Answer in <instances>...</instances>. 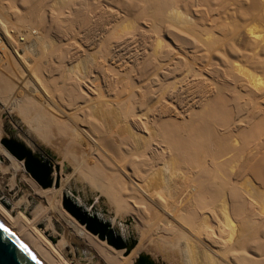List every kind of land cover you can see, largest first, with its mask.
Returning <instances> with one entry per match:
<instances>
[{"label": "bare ground", "instance_id": "1", "mask_svg": "<svg viewBox=\"0 0 264 264\" xmlns=\"http://www.w3.org/2000/svg\"><path fill=\"white\" fill-rule=\"evenodd\" d=\"M172 3L170 0H146L145 11H153L156 18L180 29L178 32L182 31L181 33L185 34L183 32L185 31L187 36L201 35L202 33L197 32L195 24L181 15V12L180 14L176 12V6L172 7ZM98 6V0H0V97L3 96L0 98V188L32 219L68 264H132L133 259L140 254L138 249L129 254L130 249L125 245L123 249L118 250L119 252H112L106 241H101L102 243L95 241L94 237L97 236L92 235L79 220L65 210L63 205L65 200H62L63 190L70 182V177L65 176L68 166L64 165V161L73 165L79 160L81 163H75L74 170L80 173L86 184L98 189L101 195L107 196L109 203L111 206L113 204L117 212L125 211L126 204L120 200L122 193L119 190L122 178L118 179L115 169L118 165L114 163L117 166L110 169L116 175L112 180L111 173H108V176L107 171L105 173L99 167H91L85 153L80 154V158L77 157L81 151L78 150L82 149L81 138L88 141V147L103 144L102 147L109 145L112 149L115 148L114 150L117 148V151L122 148L124 151L121 150L120 153L128 155L126 158L131 159L128 166L134 167L130 168L133 177L137 174L141 179L151 181L155 177L159 180L157 182L154 180L155 185L157 183L159 186V192L163 191L164 194V191L167 193L168 190L174 193L176 212L173 213L176 217L172 210L170 215L176 218L175 223L171 225L169 219L164 217L165 219L161 220L160 216L162 223L163 220H167L170 225L164 222L163 225L158 223L157 227L151 226L155 228L152 234L150 232L151 237L150 234L147 235L148 238H152L151 241L159 238L162 242H158L165 246V250L176 256L181 252L180 250L178 252V248L180 249L178 246L182 239L195 238L196 243L197 241L201 243L200 248L204 246L212 253L215 260L210 263L264 264V191L255 192L257 188L248 182L246 171V166L255 156L261 154L264 159V117L256 124L254 123L258 121V116L257 119H253L259 109L258 106L264 105V49L248 52L239 62L226 61L229 65L225 67L227 75L224 76V80L231 83L233 89L237 91L234 90L231 95L225 94L216 102L211 101L208 105L210 109L207 111L194 113L189 110L196 104V93L201 88L197 89L198 84L192 86L194 83L186 82L179 86L176 93L179 95L177 102L183 99L182 102L188 109L176 112L175 118L171 116L164 118L165 116L157 114L155 116L148 107L146 108L144 97L147 92L146 86L135 89L134 84L128 82L127 101H122L121 97L112 98V95L108 94L107 89L111 87L112 76L109 75L107 67L118 69L115 64L121 56L114 52L117 47L113 42L112 53L108 49L106 51L84 49L83 54L80 49H70L72 46L76 47L78 41L64 31L68 26L66 27L67 23L61 18L72 16L75 9L80 10L82 16L89 15L87 19L90 18L92 21L90 23H93L90 26L94 27ZM246 36L255 45L263 42L259 35L251 33ZM160 37L161 35L156 40L155 49H162L163 41L158 40ZM203 37L191 39H196L192 42L198 41L204 51L212 50L218 38ZM154 54L156 57V51ZM79 65H82L80 66L83 68L82 71L76 69ZM10 69H14L17 82L10 75L8 71ZM43 73L48 80H45ZM193 76L196 75L187 70L184 78ZM115 79L117 78H114V81ZM217 82L222 83L215 79V83ZM20 83L25 88L18 87ZM157 96L160 99L158 100L160 106L159 103L166 97V93H158ZM8 97H16L20 102L19 106L12 108ZM226 98L232 103L222 110L220 107L228 103ZM99 100L103 102L106 110L112 111L113 107L118 113L108 130L94 124L92 127H85L84 121L78 120L80 112H88L90 103L100 102ZM15 110L23 115L34 112L35 120L37 119L40 125V130L36 128L40 131H38L41 134L40 138L45 140L44 143L47 142L51 147L60 150L62 155L65 154L62 159L58 153L57 161L50 166L51 175L48 179L50 189L47 187V190H42L41 185L39 188L34 183L35 179L32 176L34 180L26 177L25 172L29 173L25 167L27 159L20 161L2 149L1 142L4 140L1 133L6 121L13 123L14 127L16 125L17 131L24 129L23 123L14 120ZM224 138L228 145L216 147V142L222 143ZM14 139L18 142V137ZM26 149L35 157V151L28 147ZM96 149L97 146L92 151L96 152ZM91 150L90 153H93ZM101 153L97 156L101 157ZM8 162H11V168L5 169L3 165ZM129 180L130 183L133 182L132 179ZM257 182L264 189V176L258 178ZM37 184L39 185L38 182ZM146 185L144 189L153 183ZM32 188L39 191L38 195L42 198L37 203L30 198V190L35 191ZM140 188L138 191H142V187ZM138 191L134 193L139 194ZM156 195L158 196V193ZM170 199L172 201V198ZM137 200H133V203H137ZM166 201L163 205L167 206ZM185 209L190 211L189 214H184ZM132 210L130 212H133ZM150 210L152 212V209ZM142 217L137 218L142 220ZM115 224L118 227L115 233L124 240L123 234L127 235L126 226L120 221H115ZM84 227L92 236L85 235ZM141 243L139 248L143 244Z\"/></svg>", "mask_w": 264, "mask_h": 264}, {"label": "rangeland", "instance_id": "2", "mask_svg": "<svg viewBox=\"0 0 264 264\" xmlns=\"http://www.w3.org/2000/svg\"><path fill=\"white\" fill-rule=\"evenodd\" d=\"M98 1H99V6L96 9V11L98 12L99 16L97 15L96 12L97 15L95 21L96 26L94 27H91L93 23L92 24L90 23L92 22L90 21V18L87 19L89 15L82 16L80 10L75 9L74 13L72 11V16L61 18L62 21L67 23L66 27L68 26L67 28H65L66 30L64 29V31H67V33H69L67 35H71L73 39L78 41V45L76 47L72 46L70 49H76V48L80 49L81 53H83L85 50L88 51L89 49H94L95 51L98 49H100L101 51L103 50L106 51L108 49L112 53V42H113V45L115 44V47H117L116 49H114V52L120 54L121 56L118 58L119 63L117 62L115 64L117 65L116 67H118V69L113 68L112 66L107 67L108 68L107 71L109 72V75L112 76V81L110 80L111 87L110 88L108 87L107 89L108 94L112 95V98L121 97L122 101H127L128 90L126 89L127 88L126 84H128V82H132L135 86V89L139 87L143 88V86H146L147 92L144 96L146 98L145 99L147 104L146 108L148 107V110L153 112L152 115L155 116L157 114L158 116L161 117L165 116L164 118H166V116L167 117L171 116L175 118L176 112L180 113L181 112L180 110L184 111L188 109V107L184 106V103L182 102L183 99L181 100L179 99V102H177L179 95H177L176 93V90L179 88V86L180 85L183 86L184 84H186V82H191L192 84L194 83L192 86L198 84L197 89L199 87L201 88V90L197 91L196 93V98H195L196 104L193 105L189 110H191L194 113H199V112L201 113L207 111L208 109H210L208 105L211 101L216 102L217 100L221 99V97L225 96V94L231 95V93H233V91L236 90L233 89V85L231 83L224 80L225 79L224 76L227 75L225 73V67L229 65L226 61L239 62L241 61V59L244 58L245 54H247L248 52H255L256 49H264V16H263L264 0H170L173 1L172 7L176 6L175 7L176 12L178 13L181 12V15H183L184 17L186 16L191 23L195 24L194 26L196 27V30L199 34L202 33L201 35L205 37L213 36L216 37V39L218 38L217 40L218 42L214 45L213 49L210 51H204V49L201 48L200 44H198V41H196V43H193L196 39H193L194 41L191 39L193 37L196 38L198 36L202 38L203 36L197 35L192 37L191 35L193 34L187 36V33L185 31H183L185 34L181 33L182 31L178 32L180 31V29L169 26L167 22H164L156 18L153 14V11L149 10L146 12L145 11L146 0H98ZM177 8L179 11L177 10ZM36 9L38 10L37 7ZM71 29L73 30V32L75 29V32L73 33ZM251 33L255 35H259L260 38L263 40V42H261V44L258 45L251 43V40L248 39L246 36V34H251ZM159 35H161V37L158 40L161 39V41H163L162 49H155L157 48L156 40ZM202 39H204V37ZM155 51H156V57L154 56ZM110 61H112V59ZM126 63L128 64L126 65ZM80 66L82 67V65H79L78 67H76V69L82 71L83 68H80ZM72 70L74 69L72 68ZM187 70L192 71L193 74L196 76H193L191 78H184V75L187 73ZM8 71L10 72V75L13 78L15 75L14 69L13 70L10 69ZM43 77L45 78V80H48L45 74L43 75ZM114 78L117 79H115L114 81ZM228 78H230V76ZM215 79L222 81V83L219 82L215 83ZM14 80L17 82V76L14 77ZM18 87L25 88L24 86L21 85V83L18 84ZM144 89L146 88L144 87ZM158 93L159 94L166 93V97L161 99L159 103L160 106H158V100H160L158 99L159 97L157 96ZM0 98H3V96H1ZM8 99L12 108L19 106L20 102L19 100H17L16 97H12V98L8 97ZM225 100L228 103L220 107L222 110H224L227 106H229L232 103L230 101H227L228 100L227 98ZM46 101L44 103H46ZM58 104L59 107L61 108L60 105L61 102H59ZM258 107L259 109L256 111V115H254L253 118L254 120L258 118V121L255 122L254 124L258 123L264 117V105L260 104ZM89 108L90 110L88 112L83 111L80 112L78 115V120L84 121L85 127H92V124L107 130L112 127V124L116 120V114H118L113 107H112V111H108L106 110V107L103 104V102L100 101L97 103L91 102ZM14 114H15L14 120H16L15 122L23 123L24 129L17 131L15 129L16 127L15 124L14 127L12 126L13 123H9L8 121H6L2 127L3 131L1 133L3 140L8 139L9 141L15 142L14 138L18 137L17 143H20L21 145L30 148L31 151L32 150L35 151L36 154L35 157L39 158L41 161L44 160V163H47L46 165H48V167H50L52 163L55 162L56 158H58L57 157L58 153H60L59 155L61 156L59 157L64 159L62 156H64L65 154L62 155L63 153L60 150L51 147V145H48L47 142L44 143L45 140L40 138L41 137V134L39 133L40 125L38 124V121H36L37 119L35 120L34 112H30V114L23 115L22 113L20 114L17 110H15ZM35 121L37 123H35ZM36 128L39 130H37ZM38 133L40 134L39 137H37L39 135ZM93 136L94 135L92 134L91 137ZM82 139L83 138H81L80 141L82 149L80 148L78 150L81 151L80 153H78L79 155L77 154V157L80 158V156L85 153L84 155L88 156L87 160L89 161L90 166L99 167L100 169H103L105 173L107 171L106 173L107 175L108 173H111L112 175L110 176H112V180L116 178V175L114 174V172L110 171V169L112 170V167L115 168L118 165L119 168L118 167L115 168L117 170L116 171L118 174L117 176L118 179L122 178L121 180L119 179L122 185L121 186L119 184V190L122 193L121 194L122 198H120V200L125 202L126 208L124 209L125 211L122 210L120 212H117L116 209H114L113 204L111 206V204L109 203L107 196L105 197L104 195H101L98 189L89 187L86 184L84 178L81 177V175H79L80 173L74 170L76 165L75 163L78 164L81 163V161L79 162V160L78 162L76 161L75 163H73V165H71L72 163L71 164L69 163L70 164L69 165L66 161H64V165L68 166L66 167L65 170V176L70 177V182L66 185V187L63 190L64 191L62 196L63 201L71 200L81 210L82 213L86 212L90 216L93 215L97 216L100 220L109 224L114 231L118 230L115 221L122 222L127 229V235L123 234V237L125 238L124 239L125 244L130 249L129 254H131V252L138 249L139 251L138 250L137 251L140 253L138 256L148 257V259L152 260L151 262H153L154 264H213L210 262L214 261L215 259L212 253L210 252V250L206 249L202 245H201L202 247L200 248L199 245L201 243H198V241L196 243L195 238H191L192 240L191 239L188 240L185 238L182 239V241L178 246L180 247V249L178 248V252L179 250L181 252L176 256L172 254L174 257L170 255L171 254L170 251L168 252L167 250H165V246H163V244L160 243L162 241H160L159 238H155L153 239V241H151L152 238H148V237L149 236L151 237V234L154 232L155 228L152 227H157L158 223L159 225H163L164 222H166V225H170L168 224L169 222L171 223V225L175 223L176 214L174 213L176 212V208L174 206L175 197L173 191L169 192L167 190V193L169 192L168 195L165 191L164 194L162 193L163 191L159 192L160 190L158 189L159 188L158 184L156 183L155 185V181L157 182L158 179L155 177L153 178L151 176L153 180L151 181V179L150 180L147 179L148 182L147 180H143L140 177H138L137 174L136 176L140 180L138 178H135L136 176L133 177V175H131L130 172H132V169L134 167H132V165L128 166V162L130 158L129 157L126 158V156L128 155L120 153L122 148H119L120 150L118 149L119 151L118 153L117 148L116 150H114L115 148L112 149V146L109 147V145H105V147H102L103 144L102 146L99 144L97 145L94 144L95 147L97 146L96 149L97 153H96L93 152L95 150V147L94 146L90 147L91 145H89L88 147L89 144V143L87 144L88 141H86L85 139L83 141ZM82 141L84 144L82 143ZM222 141H223L222 143L216 142L217 144L216 147L219 146L220 148H222V144L226 146L228 145V143L225 141V138ZM1 146H2V142H1ZM3 148L5 149V147L2 146V149ZM101 148L103 149L101 150ZM90 150L94 153V155L93 153H90ZM82 151L83 153H81ZM123 151L124 150H122L121 152ZM87 152L90 154L88 155ZM100 152L104 154L102 155L101 153L100 154L101 157L97 156L98 153ZM113 153L115 154L113 155ZM92 155L94 159L92 158ZM120 156H122L123 159H121L122 157ZM262 157L263 156L261 154L255 156L246 166L248 182H250L254 186V188H257V190L255 191L257 193L264 191V189H262L259 183L257 182L258 178L264 176V159ZM10 163L11 162L5 163L3 167L5 169L11 168ZM114 163L117 165H114ZM104 164L105 165L108 164L107 169ZM130 164L131 162L129 163V165ZM25 175L28 178H32L31 175L27 172H25ZM113 176H115V178ZM129 179H132L133 182L130 183ZM32 180L34 179L32 178ZM143 182L145 183L147 182L150 185L151 183H153V185H151L152 187L151 186L149 187L147 183L146 184L148 186ZM34 183L39 188L41 187L40 185L37 184L35 180ZM114 183L116 184L117 180H115ZM138 184L140 185V187H142V191L141 190L138 191L139 189H141ZM137 185L139 188L137 187ZM144 185L147 186V188H145L146 190L144 189L145 187ZM135 187H137V189ZM153 187H155V189H153ZM50 188L51 186L48 187V189ZM133 188L135 189L133 190ZM41 189L47 190V188H43V187H41ZM134 191L136 192L138 191L139 194L138 193L136 194V192L134 193ZM38 192L37 190L35 191L30 190L31 193L30 198H32L33 202L35 201V203L39 202L40 199L42 200V198L39 197ZM141 192L144 195L140 194ZM157 193L159 197L156 195ZM34 195L36 196V198ZM138 195L140 196V198ZM130 196H133L134 198ZM170 198H172L173 202L170 201L171 200ZM36 199L38 200L36 201ZM136 199H138L137 203L135 202L133 203V200L136 201ZM165 200H167L166 202L168 205L170 204L172 206L173 204L174 207L173 206L171 207L170 205L169 206L163 205V203L166 204L164 202ZM162 205L166 207L165 208L163 207L164 208L163 209L161 208ZM61 206L63 207V205ZM62 207L61 209L65 211L64 208ZM139 207L142 208L145 207L146 209L145 208L140 209ZM132 208H134V210H132ZM150 209H152V212ZM131 210L135 212L134 213L130 212ZM171 210L172 213L174 211L173 214L175 217L173 215H172L173 217L170 215L172 214ZM184 211H185L184 214H189L190 212L188 211V209H185ZM65 213L69 217H71L66 211ZM163 213L166 214L168 217ZM136 214H138L139 216ZM136 216L139 218L143 216L142 220H140ZM159 217L161 218V220L162 218L165 217L167 220L169 219L168 220L169 222L167 220L166 221L163 220L162 223ZM146 219L148 222L145 221ZM142 221L145 222L142 223ZM83 230L86 232L85 235L88 234V236H92L91 234L89 235L85 227L83 228ZM144 231H146L147 233L146 232L144 233ZM191 237H193V235ZM94 238H96L95 241L101 242L98 239V237H94ZM141 241L143 244L141 243ZM77 242L80 243V241ZM155 242L157 245L155 244ZM139 243L142 244L141 248H139L140 245ZM159 244L160 246H158ZM158 247L159 250H157ZM109 248H111L110 250L112 252L114 251L119 252L118 250L116 251L113 247H109ZM160 248H162V250ZM196 248L199 250H196ZM163 253L166 255V256L164 255L166 258H164ZM138 256L136 259H133L132 264H138L140 258V257L138 258ZM169 256L171 258H169ZM122 257H124V254L122 255Z\"/></svg>", "mask_w": 264, "mask_h": 264}, {"label": "water", "instance_id": "3", "mask_svg": "<svg viewBox=\"0 0 264 264\" xmlns=\"http://www.w3.org/2000/svg\"><path fill=\"white\" fill-rule=\"evenodd\" d=\"M5 149L18 160H26L25 167L43 188L50 186L51 172L44 160L35 158L20 143L4 140ZM65 210L86 227L100 241L116 250L125 247L124 240L112 227L97 216H90L71 200L64 201ZM0 264H68L45 237L32 219L0 188ZM138 264H153L148 257H140Z\"/></svg>", "mask_w": 264, "mask_h": 264}]
</instances>
